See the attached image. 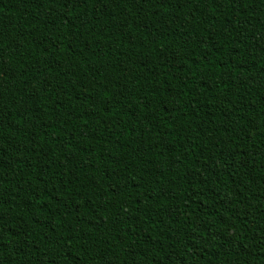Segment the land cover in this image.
<instances>
[{"label":"trees","instance_id":"obj_1","mask_svg":"<svg viewBox=\"0 0 264 264\" xmlns=\"http://www.w3.org/2000/svg\"><path fill=\"white\" fill-rule=\"evenodd\" d=\"M0 264H264V0H0Z\"/></svg>","mask_w":264,"mask_h":264}]
</instances>
